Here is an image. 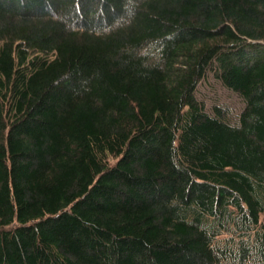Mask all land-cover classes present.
I'll return each mask as SVG.
<instances>
[{
	"label": "trees",
	"instance_id": "trees-1",
	"mask_svg": "<svg viewBox=\"0 0 264 264\" xmlns=\"http://www.w3.org/2000/svg\"><path fill=\"white\" fill-rule=\"evenodd\" d=\"M0 264H264V0H0Z\"/></svg>",
	"mask_w": 264,
	"mask_h": 264
},
{
	"label": "rangeland",
	"instance_id": "rangeland-1",
	"mask_svg": "<svg viewBox=\"0 0 264 264\" xmlns=\"http://www.w3.org/2000/svg\"><path fill=\"white\" fill-rule=\"evenodd\" d=\"M196 95L204 104L207 112L214 113L215 107H220L223 117L235 121L244 107V99L235 91L227 88L219 80L213 70L207 71V75L197 85Z\"/></svg>",
	"mask_w": 264,
	"mask_h": 264
}]
</instances>
